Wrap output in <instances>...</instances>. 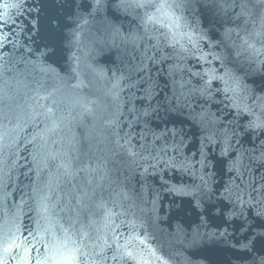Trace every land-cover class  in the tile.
Segmentation results:
<instances>
[{
	"label": "water",
	"instance_id": "1",
	"mask_svg": "<svg viewBox=\"0 0 264 264\" xmlns=\"http://www.w3.org/2000/svg\"><path fill=\"white\" fill-rule=\"evenodd\" d=\"M17 2L19 8H4ZM223 3L187 0L177 10L206 35L200 41L209 61L204 63L193 57L159 60L162 53L158 62L148 59L155 51L149 50L152 41L118 0H102L96 10L93 0H0V95L6 97L0 103V245L13 235L21 245L8 254L7 264H17L25 245L27 264H53L46 259L48 236L38 228L45 224L43 197L55 220L67 225L77 209V228L112 243L103 264H260L264 242L253 238L264 233V218L256 215L262 204L233 208L225 188L236 192V185L264 183V167L254 159L264 135L246 131L249 119H264V100H257L264 98V69L250 65L241 47L242 38L260 27L264 5ZM241 3L247 4L246 15L237 18ZM228 29L233 31L225 40ZM226 49L222 67L211 54ZM173 64L183 70L171 73ZM225 68L246 87L237 102L255 115L237 113L221 81H213L205 96L180 95L202 85L193 73L223 74ZM225 130L236 135L228 155H221ZM213 132L217 142L209 143L205 138ZM238 153L247 165L242 177L229 171ZM173 159L187 167L169 166ZM201 176L209 192L193 196ZM252 196L259 199L256 192ZM233 210L243 216L227 221ZM244 221L249 231L242 233ZM225 230L226 238L208 239ZM197 231L202 241L193 244ZM132 236L128 250L134 258L111 259L117 243ZM249 239L250 248L241 250L240 242Z\"/></svg>",
	"mask_w": 264,
	"mask_h": 264
},
{
	"label": "snow or ice",
	"instance_id": "2",
	"mask_svg": "<svg viewBox=\"0 0 264 264\" xmlns=\"http://www.w3.org/2000/svg\"><path fill=\"white\" fill-rule=\"evenodd\" d=\"M22 2V0H21ZM102 0H93L94 10L98 9L101 5ZM187 0H118V7L124 8L125 11H131L136 18L141 21V26L143 28L144 34L149 41H152L149 50H155L153 55L148 57V59L158 62L157 53H162L159 56V60L172 59L175 57L177 60H184L187 57H193L197 61H203L204 63H209L207 55L202 54L200 41L206 39V35L203 32H198L196 27H194L184 16L182 12H177L178 9H184ZM257 3L264 5V0H257ZM235 4V0H233ZM21 6L20 2L17 3H6L4 8H19ZM220 7H226L223 0H221ZM241 11L237 13V18L246 15V3L240 4ZM3 14H0L2 16ZM87 23V21H84ZM232 29H228L224 33V39L227 40L231 37ZM243 43L241 45L244 52H246L247 60L250 65H258L259 68L264 69V14L261 15V24L258 29H254L249 32L246 37L242 38ZM165 49H171V53L165 52ZM240 53H237L239 55ZM213 60L220 61L221 66L224 67V62L227 58V49L225 52L220 54H211ZM183 69L179 64H173L170 66V72L175 73V71ZM194 76L200 77L203 81L199 88H193L188 92H181V96L187 97L195 92H198L201 96L208 94L210 86L213 81H221L224 84L223 91L225 95L231 92L233 95L230 99L233 100L232 106L236 109L237 113L244 112L249 115H255L253 109L245 104L243 108L237 102L241 92L246 91V87H242V80L239 76L235 74L232 69L225 68L223 74H219L218 69L206 70L202 73H193ZM76 85H74L75 87ZM114 88L120 87L119 81L113 85ZM184 87V83L181 82V88ZM3 97L0 95V103L3 102ZM118 98V93L113 96V99ZM258 102L264 100V98H257ZM259 106L264 110V103H259ZM201 119L203 117L201 116ZM246 131L250 134H261L264 135V119L256 116L255 119H249L246 125ZM173 135L175 136V130H173ZM232 135H236L233 130L231 134H228V130H225L224 134V147L221 155H228L232 148L231 138ZM209 143H216V133L213 132L206 136L205 138ZM3 140V136L0 135V141ZM264 143V142H262ZM181 145H175V149H179ZM165 149H161L164 151ZM255 151V149H253ZM132 155H137L136 153H131ZM200 155L202 157L200 163L205 164L204 151L201 149ZM147 159V157H144ZM254 159L259 162L261 167H264V147L261 148L260 154L255 156ZM155 167V165H150ZM171 167H187L182 161L179 165L174 162V159L169 162ZM247 165L243 163V153H238L235 159L232 160L229 171H235L238 176H243V169H246ZM65 174H68L67 167L65 166ZM202 185L196 186V190L190 193L195 196L197 192L203 196L209 192V182L205 180L203 176L200 177ZM264 180V176L261 177ZM235 183V182H233ZM251 188L252 191H248ZM236 192H233L231 186L225 188V193H227V199L233 204V208L239 205L241 209L245 204L250 207H254L256 204H262V207L256 211L258 217L264 218V183L260 184L259 187H252L251 184H245L244 188L236 185ZM176 191L183 192V189H176ZM252 192H256L259 199L252 196ZM189 194V193H185ZM245 194L248 196V200H245ZM47 197L42 198L41 204V219L45 221L44 225H39L38 228L42 229L43 234L48 236V242L45 244L48 256L46 259H51L53 264H103L105 260L109 257L107 251L113 248L112 243L99 235H93L87 228L81 226L77 228L76 225L79 223V210L72 209L75 216L68 217L67 225L60 223L59 220H55L51 212V207L46 203ZM79 204L80 201L77 200ZM63 211V209H61ZM243 216V211L236 212L231 211L226 216V220L230 221L233 218H239ZM246 221L239 225V230L243 232L249 231L245 227ZM134 227V226H133ZM208 239L215 240L220 238H226L227 232L222 231L219 234L210 233L207 234ZM43 238V236L41 237ZM136 237L132 236L128 242L124 245L117 243L116 248L113 250L111 259L121 260L134 258L132 252L129 251V246L132 245V241ZM247 239V237H245ZM253 239H259L264 242V233L259 234ZM253 239H249L247 243L240 242L241 250H247L253 243ZM19 237L13 235L10 239H7L0 247L3 249V253L0 254V264H7V256L13 251V248H20L21 245L18 244ZM202 241V236L199 231L194 234L193 244H198ZM145 241L140 240L139 243L143 244ZM27 245L23 246L22 255L16 257L17 264H27ZM40 264H44V261H40ZM260 264H264V258H261Z\"/></svg>",
	"mask_w": 264,
	"mask_h": 264
}]
</instances>
